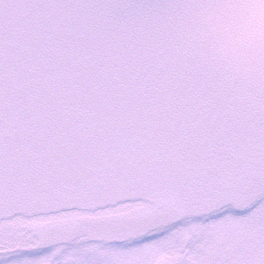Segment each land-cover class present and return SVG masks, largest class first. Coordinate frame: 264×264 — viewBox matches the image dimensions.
<instances>
[{
	"label": "snow or ice",
	"instance_id": "1",
	"mask_svg": "<svg viewBox=\"0 0 264 264\" xmlns=\"http://www.w3.org/2000/svg\"><path fill=\"white\" fill-rule=\"evenodd\" d=\"M252 15L264 0H0V264H264Z\"/></svg>",
	"mask_w": 264,
	"mask_h": 264
},
{
	"label": "water",
	"instance_id": "2",
	"mask_svg": "<svg viewBox=\"0 0 264 264\" xmlns=\"http://www.w3.org/2000/svg\"><path fill=\"white\" fill-rule=\"evenodd\" d=\"M247 25V31L243 36L244 46H264V20H261L259 15H252L248 18ZM216 55L229 62L236 70L241 71L254 70L259 62L257 56L237 51L232 42L219 45L216 49Z\"/></svg>",
	"mask_w": 264,
	"mask_h": 264
}]
</instances>
